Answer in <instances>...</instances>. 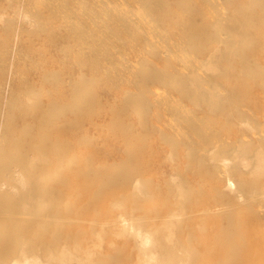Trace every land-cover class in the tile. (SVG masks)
I'll return each mask as SVG.
<instances>
[{
  "label": "bare ground",
  "instance_id": "obj_1",
  "mask_svg": "<svg viewBox=\"0 0 264 264\" xmlns=\"http://www.w3.org/2000/svg\"><path fill=\"white\" fill-rule=\"evenodd\" d=\"M116 1L0 2V264H264V0Z\"/></svg>",
  "mask_w": 264,
  "mask_h": 264
},
{
  "label": "rangeland",
  "instance_id": "obj_2",
  "mask_svg": "<svg viewBox=\"0 0 264 264\" xmlns=\"http://www.w3.org/2000/svg\"><path fill=\"white\" fill-rule=\"evenodd\" d=\"M27 1L28 0H0L1 3L5 2V3H8V5H9V2H10L12 5H15L13 7H15L16 9H14V8L13 9L11 8L12 10L9 9L10 12L8 13V16L11 18H16L24 9H26ZM86 1L87 0H77V3L79 6H83L85 3H87ZM116 2H118V1L108 0V4L110 5V8L113 6L116 7L117 5H119V3L116 4ZM96 3L99 4L98 2H96ZM110 8H107V10L110 11L111 10ZM19 26L21 27L20 22H19ZM114 28H116V25L114 26ZM0 33H1V26H0ZM20 40L21 39H20L19 35L13 37L10 41V44H11L10 47H8L7 50H5L4 52H0V92L2 93L5 100L10 98L12 90H14V88H15V85H16L15 79H17V77L19 80L25 81L28 83L37 82V79H38V77L35 75V73L31 74V75L27 73L24 75L21 72L22 67L18 68V63H19L20 59L17 56V52L20 50V44H21ZM40 43H41V41H38V40L32 41L33 46H39ZM114 43L117 44V42H114ZM125 49L126 50L122 49V47L120 48L119 45L116 48V50L121 51L124 54V56H129V52H128L127 47ZM50 57L51 56H47V57H41L39 55H38V57L36 56L35 59L37 61L35 62V60H34L35 65L31 66L30 68L34 71L35 69L52 70L53 68H56L58 66H64V67L67 66L70 70L72 69L71 73H74L73 68H72L74 66V63L71 60H69L67 62V64L65 62H62L61 65L60 64H52V58H50ZM129 59L135 60L134 57L129 58ZM130 62L134 63L133 61H130ZM85 63L89 64V60H87ZM2 65L3 66L5 65L6 68H2ZM128 78H129V76H128ZM122 88H125V87L124 86L113 87L111 90V93L114 90L119 91ZM54 95L58 99L61 97L60 96L61 93H59L58 89H56V88L54 89ZM173 116L174 115L169 113L168 119L171 120ZM254 116H255V119L263 125L262 131L259 133L248 134L245 138L253 144L264 145V133H263L264 132V112L256 111V112H254ZM3 123H4V118L0 117V143L4 139H6V136H7V130L2 129ZM179 126H180V124L177 125L176 128H181ZM1 129H2V132H1ZM62 138H65V137L62 135L56 134V133L52 136L53 140H60ZM222 138H223V136H222ZM231 141H232V138L230 139L227 137H226V139L223 140V142H226V143H230ZM215 145H216V143L214 142L213 146L210 145L206 149L203 148L204 151H202V152L207 153V151L211 150L210 148L215 147ZM110 156H111L112 160L120 158V155H118L116 153V150L111 151ZM226 172L227 171H222L221 173L225 174ZM231 189H233L232 192L236 190V183H234V182L232 183ZM49 195H50V193L48 194V196H46L42 200V202L40 203L41 206H43L46 203V201L49 198ZM245 198H246V196L243 195L242 199H245ZM225 208L226 207H223L222 210ZM75 215L78 219H80V220L82 219L84 224H88L89 219L87 217H85L84 215H81L77 210L75 211ZM190 226H192V228L195 227L194 224H191ZM249 227L253 231L252 234L255 238L257 235L256 240L253 242V249L254 250L252 252H250V253L254 254L253 257L250 259V262L257 263L260 260V257L256 256V253H259V248H262V246L264 245V237L263 236L260 237L261 233L264 232V214L262 216H260V218L258 220L250 221ZM260 251H262V250H260ZM15 258H16V254L12 253L9 255V259H15ZM31 261H32L31 258L28 260H25V262L27 264H29Z\"/></svg>",
  "mask_w": 264,
  "mask_h": 264
}]
</instances>
